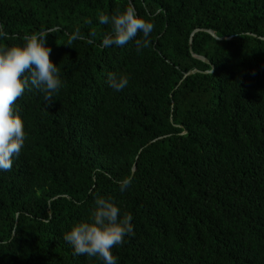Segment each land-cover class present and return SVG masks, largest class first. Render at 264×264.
<instances>
[{
    "label": "trees",
    "instance_id": "trees-1",
    "mask_svg": "<svg viewBox=\"0 0 264 264\" xmlns=\"http://www.w3.org/2000/svg\"><path fill=\"white\" fill-rule=\"evenodd\" d=\"M129 4L149 47H101L99 16ZM0 25V47L56 28L63 82L14 102L26 139L0 172V264H102L63 240L95 196L133 217L117 264H264V0H0Z\"/></svg>",
    "mask_w": 264,
    "mask_h": 264
},
{
    "label": "clouds",
    "instance_id": "clouds-1",
    "mask_svg": "<svg viewBox=\"0 0 264 264\" xmlns=\"http://www.w3.org/2000/svg\"><path fill=\"white\" fill-rule=\"evenodd\" d=\"M98 22L110 25V31L102 36L101 47H123L129 41H134L138 53L149 47L154 24L140 18L131 4L112 15L101 14ZM55 31L54 27L41 28L24 36L18 46L0 47V172L12 168L26 139L25 122L16 112L14 102L30 88L38 90L49 101L62 87L60 69L50 60L52 49L47 46V38ZM138 33L141 36L135 39ZM80 38V30L76 29L68 38L69 44ZM8 39L15 37H9L0 25V40ZM107 79L108 86L116 92L129 83L128 77L122 74L109 73ZM116 183L123 193L131 186L132 177H122ZM93 199L94 208L88 220L75 223L63 234V240L75 255L96 257L102 264H117L112 249L134 235L133 217L130 213L122 214L112 198L95 196Z\"/></svg>",
    "mask_w": 264,
    "mask_h": 264
},
{
    "label": "water",
    "instance_id": "water-1",
    "mask_svg": "<svg viewBox=\"0 0 264 264\" xmlns=\"http://www.w3.org/2000/svg\"><path fill=\"white\" fill-rule=\"evenodd\" d=\"M196 33V32H195ZM210 34H212L213 35V33L212 32H210ZM193 36V35H192ZM190 45H191V42H190ZM200 59H202L203 61H206V63H209L207 60H205V59H203V58H200ZM188 75H192V73H189Z\"/></svg>",
    "mask_w": 264,
    "mask_h": 264
}]
</instances>
